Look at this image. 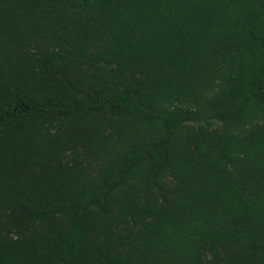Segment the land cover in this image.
I'll list each match as a JSON object with an SVG mask.
<instances>
[{"label":"trees","instance_id":"16d2710c","mask_svg":"<svg viewBox=\"0 0 264 264\" xmlns=\"http://www.w3.org/2000/svg\"><path fill=\"white\" fill-rule=\"evenodd\" d=\"M0 264H264V0H0Z\"/></svg>","mask_w":264,"mask_h":264}]
</instances>
